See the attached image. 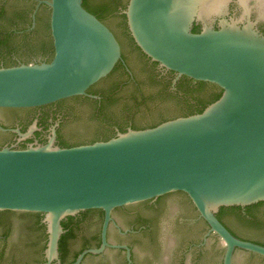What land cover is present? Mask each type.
<instances>
[{"label":"water","instance_id":"obj_1","mask_svg":"<svg viewBox=\"0 0 264 264\" xmlns=\"http://www.w3.org/2000/svg\"><path fill=\"white\" fill-rule=\"evenodd\" d=\"M234 1L129 0L125 11L132 38L151 61L223 91L221 98L202 113L155 128L129 129L109 141L90 145L61 148L55 146L53 138L44 146L0 149V211L45 216L49 263L59 257L62 222L67 217L90 210L104 212L102 247L86 252L97 255L106 247L126 248L106 241L115 209L174 192L186 194L210 233L221 239L224 264H233L236 250L264 257V246L235 237L217 217L223 207L264 202V36L251 22L247 5L240 20L230 17ZM83 2H43L51 9L54 57L49 63L36 59L30 64L0 68V109L41 107L86 96L89 88L107 77L122 60L121 46L113 32ZM20 5L14 2L11 8ZM108 20L144 83L142 92L152 97L141 104L140 99L131 97L135 88L127 87L114 111L131 110L138 124L180 113L183 104L179 99L171 94L158 96L162 88L148 79L151 66L124 34L123 20ZM194 25L200 26L199 33H193ZM72 105L77 111L63 131L65 139L96 137L102 122L93 115V108L80 101ZM0 118L7 124L15 123L6 111H0ZM16 133L26 137L20 131ZM6 139L0 133V142ZM182 204L186 215H194L186 198ZM116 218L123 227L131 222L120 212ZM225 222L235 233L264 242V228L237 216H228ZM111 239L119 237L113 232ZM162 239L167 244L162 261L154 260L146 240H122L134 245L138 264H177L189 238L171 228ZM84 243L74 241L73 251ZM212 243L208 261L196 264L220 263L223 249ZM240 251L234 264H264L262 259ZM86 253L74 264H80ZM84 264H125V260L123 255L110 251L103 260L90 259Z\"/></svg>","mask_w":264,"mask_h":264},{"label":"flooded vegetation","instance_id":"obj_2","mask_svg":"<svg viewBox=\"0 0 264 264\" xmlns=\"http://www.w3.org/2000/svg\"><path fill=\"white\" fill-rule=\"evenodd\" d=\"M27 1L36 3L35 10L31 15L33 22L31 29H33L35 27L36 15L40 11L41 6L45 5L43 2L46 0ZM14 2H18V0H2L0 6L3 5L7 11L17 9V7L11 8L12 3ZM90 2L92 5L94 4L93 0ZM112 2L115 3V6L112 12L104 14L103 23L113 32L119 41L123 55L124 51L122 42L117 31L109 24L108 18H120L123 20V16H126L125 11L127 10V3H129V0H126L125 2H121V0H102L99 4L109 6ZM19 3H21L22 6L20 5L21 7L18 9L26 8V3L24 1H19ZM244 4L250 9L251 22L255 23L257 31L264 36V0H235L230 5V17L235 20H240L245 13ZM245 23L246 22L242 23V25ZM122 28L126 35L124 26ZM216 28H218L217 25ZM35 60L36 59H34V61ZM37 60L39 62H44L47 58L40 56ZM121 62L123 65V70L121 72L117 73L113 78L104 81L111 74L110 73L107 77L91 86L87 91L88 95L86 96L71 97L41 107L0 109V111L10 113L15 122L7 124L0 118V128L4 129V131L0 129V133L7 136L5 141L0 142V149H27L31 146H44L49 144L53 138H55V146L63 147L61 140H67L64 137L63 131L66 126L73 121L74 115L77 111L72 105L74 102L80 101V103L89 104L93 108V115L100 119V111L97 110L98 107L101 108L103 104L108 105L113 98H118L127 87H134V91L140 93L136 94L138 99L140 98L141 100V97L143 99L145 95H142V85L144 83L140 81L133 66L129 63L128 57L127 60L122 59ZM151 63H153V61L150 62V66ZM148 72V79L150 81V77L152 76L150 74H154L157 81L163 80L162 78H165V82L169 81L170 86H166V92L182 102H185L184 99L187 98L188 104L195 109L200 108L202 104L207 103L213 95L221 91L218 86L210 83H206L204 87H200L198 86L199 82L192 79V81L184 82L186 87L180 88L179 85L183 82L184 76H179L174 72L171 73V71L159 66V64L156 66L155 70L151 69V71ZM115 84L118 85V88L109 92ZM156 86L162 88L158 92V94H160L164 86ZM185 90L189 95L185 96ZM133 94L134 93H132V95ZM110 96L111 98L109 99ZM78 97L85 99L88 98L93 102H84L81 101L82 99H77ZM115 114H117V117H122V113L115 112ZM132 124L133 123L130 122L129 125ZM140 127H146V125L143 124ZM129 129H131L130 126L128 130ZM16 131H20L26 137L19 135ZM115 131H117L118 135V128H115ZM93 139L94 138L81 141H67H69L70 145L73 147H78L89 145V141ZM185 198L193 209L194 215H186L184 213L186 207L182 204V200ZM245 208L247 207L242 208L243 217H240V219L254 227L260 229L264 228V224L257 226L250 222V219L252 218L247 216ZM258 211L260 221L264 222V206ZM118 212L122 213L128 219H131V222L127 227H123L119 224L116 218V213ZM228 216L235 215H225L220 221L235 237L264 246L263 241L243 237L231 230L225 222V218ZM31 217H34L35 220L31 221ZM69 218L70 217H67L64 221L73 228L72 234L70 233L71 235L66 236L63 246H61L60 241L62 240V237L69 233L68 230H64L59 241V257L49 263L46 255L49 235L48 226L45 223V216L38 213L0 211V264H74L84 253L91 250L101 249L105 222V214L103 211H85L72 217V221H70ZM44 226H47L46 230L44 229ZM171 228L177 230L190 240L188 247L182 252L180 260L176 262L177 264H196L208 261L211 251L210 248L214 247L212 243L213 241H215L214 244H218L222 247L221 249H223L222 259L218 264H224L225 248L221 239L216 234L210 233L208 224L203 218H201L189 197L182 192L169 193L155 199L115 209L111 214V221L107 228L106 241L111 246H121L126 248L106 247L101 254L95 255L86 253L80 264H84L90 259L103 260L110 251L123 255L125 264H138L134 245L122 239H137L138 241L141 239L146 240L152 248L154 260L157 259L162 261L164 259V254L167 253V244L164 239H162V236L165 234L166 230ZM113 232L117 234L119 239L115 241L111 239ZM76 240L85 241V243L80 249L73 251L72 246ZM238 251L240 250L235 251L234 259ZM243 253L258 257L264 261V257L262 256L248 252ZM128 254H130L129 258ZM193 254H196V259L192 256ZM31 260L35 261L31 262Z\"/></svg>","mask_w":264,"mask_h":264},{"label":"trees","instance_id":"obj_3","mask_svg":"<svg viewBox=\"0 0 264 264\" xmlns=\"http://www.w3.org/2000/svg\"><path fill=\"white\" fill-rule=\"evenodd\" d=\"M17 1V0H16ZM24 1L26 3V8L24 9H13L10 11H7V9L1 5L0 6V68H9L14 66H19L21 64H30L34 59H37L39 56L43 58H47L44 62H51L54 57V44H53V37L51 34V27H50V19H51V9L46 6L42 5L40 11L36 15V21H35V27L31 29L33 26L31 15L35 10L36 3L29 2L27 0H18ZM91 0H84L83 5L84 7L93 15H95L100 21L103 22L104 20V14L112 12L115 3H111L108 5H101L99 4L102 0H93L94 4L92 5ZM128 4V3H127ZM127 6V5H126ZM125 6V8H126ZM123 26L126 30V35H128L129 39L132 41L133 46H135L138 51L140 52L142 58L147 61L148 64H150L151 59L148 58L143 52L138 48L136 45L134 39L132 38L131 34L129 33V28L127 25V18L126 16H123ZM201 31L200 26L194 25L193 27V33H199ZM122 59L127 60V57L123 53ZM41 63V62H39ZM158 63L153 62L151 63V69L155 70ZM123 70L122 62L120 61L114 70L111 72V74L104 80H109L113 78L117 73L121 72ZM153 73V72H152ZM173 73V72H171ZM150 77L151 81L154 85H163L164 88L161 91L158 96L165 97L168 93L166 92V86H170V82L166 81L165 78H162L163 80L157 81L156 76L154 74ZM169 76V75H168ZM183 82L179 85L180 88L186 87L185 81H192L191 79L184 76ZM206 83L199 82L198 86L204 87ZM188 87V86H187ZM118 88V85L115 84L109 92H112V90H115ZM108 92V93H109ZM136 93V91H134ZM131 95L133 99L136 101L138 100V97L136 94ZM185 96L189 95L188 92L184 91ZM223 91L221 90L219 93L213 95L210 100L207 103L202 104L200 108L195 109L193 106L188 104L187 98L184 99L185 102H180L183 104V108L180 113L174 116H166L163 115L159 117L158 120L144 123L146 127H140L143 124H138L133 119V114H131V110L124 109L122 111V117H117V114H115V111L113 107L119 102V98H113L108 105L103 104L101 108L98 107V111H100V119L102 122V125L99 129V133L96 137H94L93 140L89 141L90 144H94L96 142H106L109 141L112 138H115L117 136V131H115V128H118L119 133H126L128 131V128L132 130H145L150 128H155L162 123L175 120L179 117H189L192 115L200 114L202 113L209 105L215 103L218 101L222 96ZM110 94V93H109ZM108 94V95H109ZM140 94V93H137ZM144 96V93H142ZM152 96V95H150ZM111 96L109 97V99ZM152 97H146L142 99L141 97V104L146 101H148ZM77 99H82L81 101H87L90 102L92 100L88 98H82L78 97ZM140 99V98H139ZM105 101V100H104ZM93 102V101H92ZM180 114V115H179ZM98 119V118H97ZM133 123L132 125H129ZM107 126V127H106ZM62 146L61 148H71L73 147L70 145L69 141L62 139L61 140ZM264 206V203H259L253 206H247L246 213L247 216H249L251 223L253 225H263L264 222L260 221V218L258 216V210L261 209V207ZM242 208L243 207H223L220 209L219 213L217 214V217L219 220H222L225 215H235L238 218L243 217L242 216ZM245 218V217H244ZM70 221L73 220L72 217L69 218ZM47 226H44V229L46 230ZM62 227L64 230H68L69 233L64 235L62 237V240L60 241V245L63 246L64 239H66L67 235L72 234L73 228L65 221L62 222ZM71 233V234H70Z\"/></svg>","mask_w":264,"mask_h":264},{"label":"bare ground","instance_id":"obj_4","mask_svg":"<svg viewBox=\"0 0 264 264\" xmlns=\"http://www.w3.org/2000/svg\"><path fill=\"white\" fill-rule=\"evenodd\" d=\"M242 1H244V0H242ZM212 9H214V8H211L210 10H212Z\"/></svg>","mask_w":264,"mask_h":264}]
</instances>
